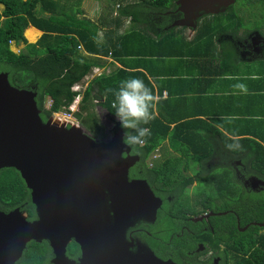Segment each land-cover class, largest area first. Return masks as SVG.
<instances>
[{"label": "trees", "instance_id": "obj_1", "mask_svg": "<svg viewBox=\"0 0 264 264\" xmlns=\"http://www.w3.org/2000/svg\"><path fill=\"white\" fill-rule=\"evenodd\" d=\"M110 1L107 5L112 8L110 14L114 21L119 20L116 27L126 18H130L132 25L116 38L109 36L102 40L99 31L104 29V22L80 17V1L77 4L78 10L74 11L76 4L72 3V0H0L4 7L0 10V71L9 73L13 85L37 91L36 100L44 120L54 112L67 109L76 96L81 94L79 90L73 89L74 85L90 74L95 66L108 65L109 58H112V62H120L122 66H115L91 79L83 92L79 110L74 113L78 119L93 117L95 120L96 114L92 109L96 100L116 116L113 101L119 82L131 76L142 78L153 94V107L149 109L152 118L147 124L139 122L135 126L124 127L125 136L138 135L140 127H147L150 129V135L144 138L143 143H129L133 150L146 157L152 156L159 148L168 156L166 161L155 164L157 166L150 169L145 177L153 183V174L159 173L158 180L182 196L187 193L188 185L194 180L204 182L206 188L202 201L207 200L208 207L215 211L234 208L239 214L240 226L247 225L245 230H241L232 212L213 218L215 233H210V243L214 242V246H220L222 241L233 251L239 252H234L233 259L225 264H264V227L258 225L264 221V189L255 191L236 184L235 176L227 166L218 168V171L208 170L204 179L197 176L198 174L195 178L185 177L180 166L181 163L189 165L190 158L194 161L201 160L203 156L200 155L203 152L209 159L214 149L225 147L229 152L235 151L241 158L244 157L243 161L250 174L264 178V119L260 121L263 125L244 127V130L232 131L233 135L224 134L212 125H209V129L203 134L202 131H189L187 135H173L171 122H174V118L163 113L156 115L155 85L142 70L148 58L153 55L179 58L187 56L194 60L204 57L215 60L221 56L225 66H234L238 59L227 43L221 42L219 37L224 32L236 30L231 23L235 14L217 16L213 21H201L194 37L188 39L183 27H170V20L164 14L176 8L177 0ZM117 5L119 7L115 14ZM106 14L104 12L102 18H105ZM160 15H163V23H156L154 19ZM30 24L43 30L39 40L32 43L28 42L24 34ZM10 41L17 45L24 42L28 47L17 52L12 49ZM217 41H220L221 51L216 49ZM262 70L264 71V67ZM47 101H50L49 106L46 105ZM163 101L165 102L164 99L157 100L159 105ZM189 123L191 121H182L178 128H196ZM97 130L102 131L100 126ZM236 143L239 144L238 148L227 146ZM220 150L218 153L222 155ZM0 195L12 197V202L16 205L26 197L30 198V189L16 168L1 169ZM169 206L170 204L166 205V211L185 215L190 204L184 201L176 203L174 208ZM185 221L182 217L169 214L161 218L164 228L178 229ZM189 223L195 227L199 226L200 222L190 219ZM171 236V232L167 231L161 234L160 240L150 245L159 257H170L179 264H189V251L196 247L198 240L204 241L203 237H196L194 240L193 236V241L188 242L187 238ZM50 255L48 242L34 241L27 258L20 264H49Z\"/></svg>", "mask_w": 264, "mask_h": 264}, {"label": "water", "instance_id": "obj_2", "mask_svg": "<svg viewBox=\"0 0 264 264\" xmlns=\"http://www.w3.org/2000/svg\"><path fill=\"white\" fill-rule=\"evenodd\" d=\"M234 1L177 0L184 16L173 25L194 30L202 11L217 13ZM36 97L37 91L13 85L0 71V171L20 172L38 215L28 222L19 210L0 211V220H12L11 243L21 252L30 240H47L54 264H179L149 247L130 250L126 230L141 212L155 216L153 201H162L145 179L129 178L139 156L131 154L120 120L112 136L98 139L78 121L55 113L44 120ZM72 239L82 250L78 261L66 254Z\"/></svg>", "mask_w": 264, "mask_h": 264}, {"label": "flooded vegetation", "instance_id": "obj_3", "mask_svg": "<svg viewBox=\"0 0 264 264\" xmlns=\"http://www.w3.org/2000/svg\"><path fill=\"white\" fill-rule=\"evenodd\" d=\"M247 6L251 8L250 15H252V17L254 16L253 20H250L253 23V28L240 25L236 27L235 31L233 30L222 33L220 38L222 40L224 39V41L227 43V46L234 53L236 59L254 61L256 63L264 64V0H235L230 5L223 6L217 13H211L204 10L195 21L197 22L196 28H194V30L189 29V32H195L198 29V24L203 21V19H209L210 17L215 19L217 16L223 17L224 15L231 13H239L237 9H242ZM178 7L179 5L177 4L175 9H170L164 13L168 20H170V26H172L174 23H178V21H180L184 16L183 13L178 10ZM256 8L260 10H256ZM235 16L243 20L241 15L235 14ZM255 18L259 19L256 20ZM154 20L156 23H163V15L156 17ZM243 22L245 23L244 20ZM183 27L186 28L187 26ZM221 39L219 40L222 41ZM113 127L112 130L114 131ZM112 130L110 132V136H112ZM104 139L105 137L102 140ZM162 151L163 150L161 149H157L152 156L144 157L142 154L135 152L133 148L131 150V154L139 156V159L133 166H131L129 178L131 180L145 179L152 188L156 198L162 201V204L158 205L153 201L154 204L152 208L156 209V217L151 213L141 212L139 217L134 220L133 224L128 227L126 230V238L133 242V245L130 246V250H132V252H137L141 247L143 249H147V247H149L154 252L150 243L160 240L161 234L169 231L172 235L171 238L173 235H176L177 237H182V239L187 238L188 242L193 241L191 239L193 236L194 240L196 237H203L204 241L198 240L196 247L189 251L188 260H191L189 261V264L229 263L233 259L232 256H234L235 253L239 254V252L235 250L233 251L232 248L228 247L226 243L222 241H220V246H214V242L210 243L212 240L210 233L213 235L215 233L213 218L216 216L226 215L228 212H232L236 216L238 227L241 230H245L244 227L240 226L239 214L234 208L220 211L210 209L207 205L208 201H202V195L204 191L202 192L201 189L199 190L195 187L197 183L205 184L202 181L200 182L194 180L191 182L188 185L187 193L183 196L179 192L164 186L162 181L158 180L160 177L159 173L153 174L154 182L150 183L145 177V174L149 173L150 169H153L154 166H157L155 164L162 163L168 158V156L162 153ZM229 154L230 153H225V155H221L220 153L214 151L211 157L208 159L207 154L203 152V154L200 155L203 156L201 160H191L189 165L181 163V171L185 177L195 178L196 174H198L197 176L204 179V177L207 176L208 170L212 171L215 169L218 171V168L227 166L233 172L236 184L243 185L247 189H252L255 191L264 189V178L256 174H250L249 170L247 169L248 166L243 160H241L239 154ZM124 155L126 156L127 154L125 153ZM255 177L261 181H258ZM196 196L197 202L193 204L192 198ZM184 201L190 204L189 209L185 211V215H177L171 211H166L168 208L166 207L167 204H170L169 208H174L176 203H183ZM34 206L35 205L32 202L31 190L30 198L26 197V199L19 205H16L14 202H12V197L7 198L6 196L0 195V211L3 212L4 215L10 214L15 210H19L21 218L23 217L28 222H32L38 218L36 207ZM33 210L35 212H33ZM110 214L112 215L113 213L110 212ZM167 214L170 216L174 215L184 218L186 220L185 224L181 225V227L178 229L170 227L164 228L163 224L161 223V218ZM190 219L193 222H200L198 224L199 226L192 227L189 223ZM262 222H259L258 225L260 226V223ZM11 223L12 220L8 219L7 217L3 220H0V226L2 228L0 231V264H20L23 259L27 258L31 248L33 247V242H38L36 240H30L22 247V251L19 252L21 248L17 247L15 243H11L13 237L10 232L7 233V227L10 226ZM245 227H247V225ZM260 227H264V225ZM44 241L48 242L47 240H43L38 243H42ZM50 249L51 255L49 256V264H54L53 259L55 254L51 246ZM66 254L70 259L76 261H78L81 257V247L74 239H72L67 245ZM167 259L172 258L169 257L166 258V260Z\"/></svg>", "mask_w": 264, "mask_h": 264}, {"label": "crops", "instance_id": "obj_4", "mask_svg": "<svg viewBox=\"0 0 264 264\" xmlns=\"http://www.w3.org/2000/svg\"><path fill=\"white\" fill-rule=\"evenodd\" d=\"M76 4L74 11L78 10L77 4L80 1L79 9L80 17H88L94 21L102 20L104 29L99 31L100 38L105 40L112 36L116 38L119 33L130 27L132 21L126 18L122 24L116 27L119 20L114 21V17L110 14L111 7L106 0H72ZM113 5V4H112ZM4 7L0 4V10ZM116 6V12L117 14ZM106 12V17L102 18V14ZM132 25V24H131ZM34 30L35 38L27 35V30ZM113 29L114 31H108ZM25 37L28 42H36L43 34V30L30 24L25 30ZM188 39H192L195 32H191ZM217 51H221L220 41L216 42ZM13 50H21L25 47V43L16 44L12 42ZM213 48V47H212ZM214 52V51H213ZM221 58V60H220ZM110 63L104 67L95 66L90 74L76 85L79 86L81 96L94 76L104 71H110L115 66H122L120 62L113 61L109 58ZM222 61V62H221ZM221 56L211 60L208 57L194 60L190 57H159L150 56L147 63L142 67L150 79L154 82L156 89L155 113L167 114L174 118L172 123L173 135H187L189 131L202 134L209 129V125L220 129L224 134H231L232 131L244 130V127H253L254 125H263L260 122L264 119V71L244 72V66L262 63H256L248 60H238L234 66L227 67L223 64ZM215 65H217L215 67ZM145 66H147L145 68ZM150 70L152 72L150 73ZM164 99L158 104L157 100ZM166 100H169L166 102ZM99 111L103 108L100 104ZM80 107V105H79ZM94 109V108H93ZM113 116V115H112ZM77 118V117H76ZM113 119V118H112ZM188 119V120H187ZM184 121H191V126L195 129L178 128ZM112 122V120H111ZM175 132V133H174ZM237 137V136H232ZM221 149V150H220ZM214 149L215 152L230 153L235 155L237 152H229L228 148Z\"/></svg>", "mask_w": 264, "mask_h": 264}, {"label": "clouds", "instance_id": "obj_5", "mask_svg": "<svg viewBox=\"0 0 264 264\" xmlns=\"http://www.w3.org/2000/svg\"><path fill=\"white\" fill-rule=\"evenodd\" d=\"M76 99L79 100V105H80V102L82 100L81 94L77 95L74 101ZM152 102H153V94L142 78L137 76H131L122 79L119 82V87L115 92V99L113 101L116 110L115 114L120 120L121 126L122 127L135 126L139 122H143L144 124H147L148 121L152 118V113L149 111V109L153 107ZM78 110H79V106L78 109L75 110V112ZM59 112H54V113L57 114ZM69 120L78 121L75 114H74V118ZM138 133H139L138 135H134L131 137L125 136L126 142L130 144L143 143L144 138L150 135V129L147 127H140L138 129ZM227 146L229 148H238L239 144L238 143L229 144Z\"/></svg>", "mask_w": 264, "mask_h": 264}, {"label": "rangeland", "instance_id": "obj_6", "mask_svg": "<svg viewBox=\"0 0 264 264\" xmlns=\"http://www.w3.org/2000/svg\"><path fill=\"white\" fill-rule=\"evenodd\" d=\"M107 1L108 2H111L110 0H107ZM125 1H127V0H125ZM72 3H73V1H72ZM237 10L239 11V13L236 12L235 14L241 15L242 18H243V20L245 21V23L243 22L242 19H239L237 16L234 17L233 22H231V23L235 27H237L239 25H244L245 27L253 28V23H252V21H250V20H253V18H254V16L252 17V15H250L251 8L249 6H247V7H244L242 9H237ZM256 10H260V9L256 8ZM251 13H252V11H251ZM255 19L257 20L259 18H255ZM203 20L204 21L205 20H211V21H213V17H210L209 19H203ZM224 20H225V17H224ZM169 26H170V24H169ZM170 27H183V26L172 25ZM183 29H184V34L185 35H188V36H191L192 35L189 32V28L183 27ZM219 39H221V38L219 37ZM223 41H224V39L221 42H223ZM26 47H28V45L25 44V48ZM12 49H14V46L12 47ZM15 51L19 52L20 50L17 49ZM262 67L263 66H258V64H252V65L247 66V67L244 66L242 68V71H244V72H259V71H262ZM79 90H80V88H79ZM81 97H83V96H81ZM95 102H96V104H98V100H96ZM46 105L49 106L50 105V101H47ZM93 108L94 109H92V110L95 111V114H96V116L94 115L95 120L93 119V117H87V118H83V119H78L77 118L78 121H79V123L83 127H85L86 130H87V132L89 131V133L93 137H95V138L103 139L104 137L106 138L107 136H110V132L112 130V127L116 124V122L118 120V117H116L114 115L112 116V114L109 112V110L107 108H103V109H101L99 111L98 110V109H100L99 108V105L98 106L96 105ZM111 120H112V122H111ZM99 126L101 127V130L102 131L97 130ZM170 151H172V150H170ZM243 159H244V157L241 158V160H243ZM190 160H193V159L190 158ZM195 187L197 189H199V190L201 189L202 192H203L204 191V188H206V185L205 184H202V183H197ZM192 202H193V204H195L197 202V196L194 197V198H192ZM260 226H263V225H261V223H260ZM262 230L264 231V229H262Z\"/></svg>", "mask_w": 264, "mask_h": 264}, {"label": "built area", "instance_id": "obj_7", "mask_svg": "<svg viewBox=\"0 0 264 264\" xmlns=\"http://www.w3.org/2000/svg\"><path fill=\"white\" fill-rule=\"evenodd\" d=\"M10 42L12 43L13 41H10ZM73 89H74V90H78V89H79V86L74 85ZM78 106H79V100L76 99V100H75V101L69 106L68 109H65L64 111L59 112V113H57V114L60 115V116L63 117V118L72 119V118H74V112H75V110L78 109Z\"/></svg>", "mask_w": 264, "mask_h": 264}, {"label": "bare ground", "instance_id": "obj_8", "mask_svg": "<svg viewBox=\"0 0 264 264\" xmlns=\"http://www.w3.org/2000/svg\"><path fill=\"white\" fill-rule=\"evenodd\" d=\"M34 30H27V35L30 37V38H35V35H34Z\"/></svg>", "mask_w": 264, "mask_h": 264}]
</instances>
